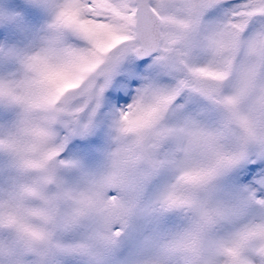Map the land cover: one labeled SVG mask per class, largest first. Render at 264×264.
Segmentation results:
<instances>
[{
	"label": "snow or ice",
	"instance_id": "snow-or-ice-1",
	"mask_svg": "<svg viewBox=\"0 0 264 264\" xmlns=\"http://www.w3.org/2000/svg\"><path fill=\"white\" fill-rule=\"evenodd\" d=\"M0 264H264V0H0Z\"/></svg>",
	"mask_w": 264,
	"mask_h": 264
}]
</instances>
